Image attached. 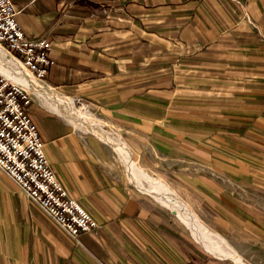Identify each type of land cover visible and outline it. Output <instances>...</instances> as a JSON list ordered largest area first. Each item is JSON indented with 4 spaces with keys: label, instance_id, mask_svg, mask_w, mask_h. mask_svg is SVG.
<instances>
[{
    "label": "crops",
    "instance_id": "0c3cea01",
    "mask_svg": "<svg viewBox=\"0 0 264 264\" xmlns=\"http://www.w3.org/2000/svg\"><path fill=\"white\" fill-rule=\"evenodd\" d=\"M13 2L22 31L51 42L53 63L39 81L42 87L70 101L84 99L114 116L134 115L135 108L145 115L143 106L134 103L139 99L135 96L148 93L150 70H169L174 82L186 69L213 65L226 71L234 62L264 59V0ZM247 13L251 24L240 19ZM163 73L156 80L163 82ZM27 91L32 99L28 110L49 164L69 195L96 221L98 236L83 232L81 246L74 245L0 172L3 264L99 259L108 241L119 243L118 232L136 227L125 219L139 204L93 154L86 133L47 105L44 95Z\"/></svg>",
    "mask_w": 264,
    "mask_h": 264
},
{
    "label": "rangeland",
    "instance_id": "374dc122",
    "mask_svg": "<svg viewBox=\"0 0 264 264\" xmlns=\"http://www.w3.org/2000/svg\"><path fill=\"white\" fill-rule=\"evenodd\" d=\"M240 16L251 24L248 13ZM192 69L182 71L174 82L169 70H150L148 93L135 96L139 99L134 103L143 106L144 116L137 108L134 115L114 116L84 99L71 103L85 105L93 123L128 146L145 185L172 190L198 221L223 236L243 262L264 264V59L234 62L226 71L213 65ZM160 73L163 82L156 80ZM85 137L93 154L139 207L125 219L136 227L118 232L119 243L108 241L106 254L71 264H233L206 253L174 211L140 192L110 144L91 133ZM4 211L0 201V222ZM89 233L98 236L96 230ZM66 236L81 246L80 235Z\"/></svg>",
    "mask_w": 264,
    "mask_h": 264
},
{
    "label": "built area",
    "instance_id": "2783aa9c",
    "mask_svg": "<svg viewBox=\"0 0 264 264\" xmlns=\"http://www.w3.org/2000/svg\"><path fill=\"white\" fill-rule=\"evenodd\" d=\"M17 12L13 0H0V45L43 81L53 63L51 42L43 36L26 35L17 23ZM31 101L21 85L0 73V170L66 235L75 239L95 231L96 221L69 195L49 164L28 110Z\"/></svg>",
    "mask_w": 264,
    "mask_h": 264
},
{
    "label": "bare ground",
    "instance_id": "6f19581e",
    "mask_svg": "<svg viewBox=\"0 0 264 264\" xmlns=\"http://www.w3.org/2000/svg\"><path fill=\"white\" fill-rule=\"evenodd\" d=\"M0 73L7 77L13 84L23 85L32 93L36 92L44 95L43 98L46 100V104L51 105L50 107L53 110L66 116L68 121L70 120L77 128L85 133H91L98 139L110 144L123 160L128 171L130 182H132L140 192L153 197L155 201L161 203L163 207L174 211L179 219L187 225L191 238L198 243L206 253L212 254L218 260H226L233 264H247L243 262V259L240 257L241 255L226 243L222 238L223 236L221 237L211 232L201 221H198L176 193L172 190L160 189L156 185L152 187L145 185L141 180L142 174L139 173L137 166L132 160V154L128 146L120 140H114L109 134L105 133L100 123H93L90 120L91 113L85 105L81 104L80 106H74L69 99H64L63 96L62 98L44 89L39 80L23 66L21 61L1 45Z\"/></svg>",
    "mask_w": 264,
    "mask_h": 264
}]
</instances>
